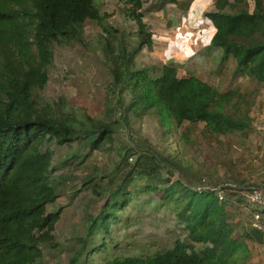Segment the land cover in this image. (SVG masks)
<instances>
[{"label": "trees", "instance_id": "obj_1", "mask_svg": "<svg viewBox=\"0 0 264 264\" xmlns=\"http://www.w3.org/2000/svg\"><path fill=\"white\" fill-rule=\"evenodd\" d=\"M121 1L137 24L128 34L132 45L97 0H0V264H45V250H59L63 211L56 200L74 169L82 171L81 191L102 202L85 214L86 230L66 264H249L248 242L264 245V233L233 220L227 204L235 197L164 174L165 165L181 168L175 156L143 153L114 179L102 178L107 166H94L93 156L114 153L116 126L145 115L165 133L185 122H202L208 139L251 131L254 101L233 83L246 76L264 86V0H212L214 8L200 14L214 27L208 45L185 62L159 66L137 62L160 40L144 19L146 0ZM153 1L187 11L191 4ZM89 23L100 29L95 47L112 76L109 121L78 116L65 97L42 96L56 46L84 43ZM191 61L231 82L223 89L196 73L180 74ZM242 185L264 190L262 183Z\"/></svg>", "mask_w": 264, "mask_h": 264}, {"label": "rangeland", "instance_id": "obj_2", "mask_svg": "<svg viewBox=\"0 0 264 264\" xmlns=\"http://www.w3.org/2000/svg\"><path fill=\"white\" fill-rule=\"evenodd\" d=\"M209 1L211 0H194L187 11L174 3L158 7V3L153 0H146L144 19L158 26L160 32L157 37L160 40L155 41L153 49L144 48L138 54L137 62L146 66H159L165 60L185 62L207 46L214 27L207 18L202 19L200 14L206 7V10L214 8V4H208ZM97 3L101 11L113 14L109 22L118 26L125 33L126 42L132 45L133 37L128 34L137 29V24L126 15L124 3L121 0H97ZM199 25L200 31L197 30ZM99 30L89 23L84 43H77L72 47L56 46L55 60L49 67V81L42 96L54 100L60 96L65 97L68 108L76 111L78 116L87 115L97 120L109 121L111 110L107 104L111 99L112 76L102 50L95 47ZM212 61L213 58L210 57L208 63L211 64ZM206 67L208 65L191 61L186 67H181L179 73H196L223 89L231 82L228 76L215 77ZM233 84L248 92L254 101L251 131L208 139L203 134L202 122H185L165 133L155 117L145 115L132 119L127 125L118 124L115 152L94 155L93 165L99 169L107 166V169L100 171L102 178L114 179L119 173L126 172L143 153H160L171 155L172 158L175 156L181 168L172 169L164 164V174L170 170L175 177L181 176L189 183L217 189L223 198L235 197V201L227 204V208L232 211L233 220L238 222L240 228L253 227L254 207L245 199L247 189L241 191L240 188H243L244 183L264 184V86L246 76L240 77ZM81 175V170L74 169L72 175L64 178L68 189L56 200V206L63 211L55 233L59 250H45V264L67 263L77 249V238L86 230L85 214L88 211L95 213L102 202V198L98 199L81 191ZM98 182L102 188L108 186L107 181ZM248 243L252 251L248 263L264 264V245L254 241Z\"/></svg>", "mask_w": 264, "mask_h": 264}, {"label": "built area", "instance_id": "obj_3", "mask_svg": "<svg viewBox=\"0 0 264 264\" xmlns=\"http://www.w3.org/2000/svg\"><path fill=\"white\" fill-rule=\"evenodd\" d=\"M245 199L253 206H258L260 210L254 213V226L264 233V190L254 188L245 192Z\"/></svg>", "mask_w": 264, "mask_h": 264}, {"label": "crops", "instance_id": "obj_4", "mask_svg": "<svg viewBox=\"0 0 264 264\" xmlns=\"http://www.w3.org/2000/svg\"><path fill=\"white\" fill-rule=\"evenodd\" d=\"M193 1H194V0H193ZM193 1H191V4H192ZM211 3L213 4V1H212V0L208 2L209 5H211ZM191 4H190V5H191ZM208 4H207V6L209 7ZM212 7H213V5H212ZM206 9H207V7H206L204 10H206ZM209 22H210V21H209ZM151 25H153V26H155V27H158V26H156L155 24H151ZM199 26H201V25H199ZM199 26H197V30L200 31V30H201V27H199ZM212 34H213V33H212Z\"/></svg>", "mask_w": 264, "mask_h": 264}]
</instances>
